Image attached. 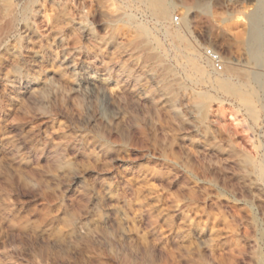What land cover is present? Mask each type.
Segmentation results:
<instances>
[{
	"label": "rangeland",
	"instance_id": "374dc122",
	"mask_svg": "<svg viewBox=\"0 0 264 264\" xmlns=\"http://www.w3.org/2000/svg\"><path fill=\"white\" fill-rule=\"evenodd\" d=\"M163 1L166 22L147 0H20L0 45V264H264L259 0ZM70 142L86 190L113 192L81 235L88 199L51 157Z\"/></svg>",
	"mask_w": 264,
	"mask_h": 264
},
{
	"label": "bare ground",
	"instance_id": "6f19581e",
	"mask_svg": "<svg viewBox=\"0 0 264 264\" xmlns=\"http://www.w3.org/2000/svg\"><path fill=\"white\" fill-rule=\"evenodd\" d=\"M13 1L10 3L8 2L9 4H3L4 1L1 2V0H0V45L7 38V36H9V34L11 33V30H12L13 24L16 21L15 10H16V7L18 6L20 0H13ZM147 2L148 3H146V4H148L152 9L156 10L157 17H158L159 21H165L166 22V20L169 19L170 10H169V7L166 5V3L163 0H147ZM259 3H260L259 8H258L257 12L252 17L251 26H250V39H249L248 44H249V50L251 52V55H253L255 57L256 62L264 64V51L261 50V41L264 38V0H259ZM182 23H184V22H182ZM183 26H185V25H183ZM171 36H172V39H174V41L177 44L178 43L180 44V42L182 41V38L176 33L171 34ZM179 44H178V46H179ZM180 45H182V43ZM177 50H179V49H177ZM196 62L193 60L189 61V65H190L191 69L196 73L203 74L204 71H203L202 67L199 64H197ZM229 71H231V70L229 69ZM15 77L18 79H20V78L24 79V78H26V75H25L23 70H19L15 73ZM226 81H227V78L226 79H220V80H218V84L226 86ZM82 82L85 84V86L87 88L92 87L94 84L92 82V79L89 77H84ZM92 88H94V87H92ZM76 143L70 142V143L64 145L62 147V149L60 150V152H55V153L51 154V157H52V160L58 169H60V170L65 169V172L63 174L65 175L67 182L65 184V188L63 190V193H65V194L72 193V194H75L78 196L82 195V196H86L88 199L89 206L86 209L87 211H86L85 215L80 217V218L74 219L71 223V226H72L74 233L77 235H81L83 233H88V231H89V224H88V220H87L89 214L96 213L97 211H99V208L101 207L102 200L111 199L113 192H112L111 186L107 182H103V184H102V187H103L102 195L93 194V193H90L86 190V187L84 186V184L82 182L81 174L76 169L71 167V163H70L71 160L69 161V159H67V154H69V153H71V155L74 158L80 155V150H79ZM59 175H61V174H59ZM121 204H122V202H121ZM117 205H119V204H117ZM113 211H115L118 214L122 213V209L120 206H113ZM92 236H93L92 239H94L95 241L99 240L98 236L96 234H94V235L92 234ZM105 237H107V235H105ZM119 237L121 239H127L128 234L125 231L121 230L119 232Z\"/></svg>",
	"mask_w": 264,
	"mask_h": 264
},
{
	"label": "built area",
	"instance_id": "2783aa9c",
	"mask_svg": "<svg viewBox=\"0 0 264 264\" xmlns=\"http://www.w3.org/2000/svg\"><path fill=\"white\" fill-rule=\"evenodd\" d=\"M177 21V19H174ZM204 60L210 65L211 69L216 72L220 73L223 71V62L218 52L213 49H205L203 52Z\"/></svg>",
	"mask_w": 264,
	"mask_h": 264
}]
</instances>
